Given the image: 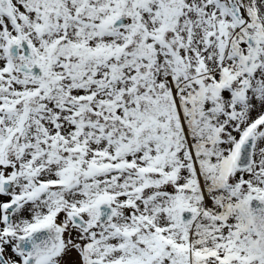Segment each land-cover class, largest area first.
Here are the masks:
<instances>
[{
    "label": "snow or ice",
    "instance_id": "snow-or-ice-1",
    "mask_svg": "<svg viewBox=\"0 0 264 264\" xmlns=\"http://www.w3.org/2000/svg\"><path fill=\"white\" fill-rule=\"evenodd\" d=\"M0 264H264V0H0Z\"/></svg>",
    "mask_w": 264,
    "mask_h": 264
}]
</instances>
